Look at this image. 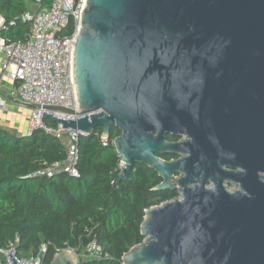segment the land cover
<instances>
[{
	"label": "water",
	"instance_id": "1",
	"mask_svg": "<svg viewBox=\"0 0 264 264\" xmlns=\"http://www.w3.org/2000/svg\"><path fill=\"white\" fill-rule=\"evenodd\" d=\"M71 65L76 110L20 102L2 86L0 94L83 136L101 128L107 139L117 128L116 185L136 164L161 179L153 191L180 185V198L145 211L144 239L122 264H264V0H85ZM165 131L196 138L197 167L155 155L178 147L164 143ZM236 133L245 193L205 189ZM77 263L66 249L50 264Z\"/></svg>",
	"mask_w": 264,
	"mask_h": 264
},
{
	"label": "trees",
	"instance_id": "2",
	"mask_svg": "<svg viewBox=\"0 0 264 264\" xmlns=\"http://www.w3.org/2000/svg\"><path fill=\"white\" fill-rule=\"evenodd\" d=\"M36 0H0L3 25L0 35L12 42L24 41L30 24L22 16ZM52 0H40L48 9ZM78 2V0H74ZM72 32V24L63 34ZM48 127H56L45 119ZM102 129L80 136L78 178L67 174L31 177L64 158L61 142L43 130L17 136L0 127V249L13 245L18 259L35 254L48 244L43 264H50L56 250L73 249L80 254L91 241L109 258L77 264H122V256L144 237L140 226L145 211L177 197L175 191H153L161 179L144 165L118 185L116 169L120 158L113 140L120 135L111 128L101 139ZM0 261L4 257L0 254Z\"/></svg>",
	"mask_w": 264,
	"mask_h": 264
},
{
	"label": "built area",
	"instance_id": "3",
	"mask_svg": "<svg viewBox=\"0 0 264 264\" xmlns=\"http://www.w3.org/2000/svg\"><path fill=\"white\" fill-rule=\"evenodd\" d=\"M85 0H52L48 9H42L40 0H36L31 11L22 16V20L30 24L29 33L24 41L12 42L0 35V86L8 81L7 92L17 101L37 104L40 106H61L76 110V94L72 78V50L80 28V13ZM72 24V32L63 34ZM3 19L0 17V30ZM3 87V86H2ZM5 101H0V109H5ZM44 110L32 109L27 115V130H43L53 136L63 145V160L39 170L31 177H52L57 174H67L78 178L77 163L79 161L78 142L81 132L63 129L61 125L51 128L45 124L42 117ZM55 118L75 120V116L51 113ZM45 125V126H44ZM103 141L106 139L101 138ZM119 161L117 175L121 172ZM48 244L42 243L37 252L28 258L18 259L14 246L1 250L4 262L11 264L9 255L16 258L18 264H43ZM78 258L87 260H104L109 255L103 248L91 241L80 254L73 249H67ZM62 250H56V253Z\"/></svg>",
	"mask_w": 264,
	"mask_h": 264
},
{
	"label": "flooded vegetation",
	"instance_id": "4",
	"mask_svg": "<svg viewBox=\"0 0 264 264\" xmlns=\"http://www.w3.org/2000/svg\"><path fill=\"white\" fill-rule=\"evenodd\" d=\"M237 136L227 146L225 157H216L215 166L217 172V178L209 177L204 178L205 189H215L222 187L227 193L232 194L235 192L245 193L242 187L245 173V166L242 163V159L245 154V147L242 140V135L236 133ZM165 144H178V147L174 150L166 149L162 153L155 154L160 160L165 162L182 160L186 161V164L192 168L197 167L198 160L195 156L196 138L184 131L176 132L175 134L165 131L162 135ZM240 159H237V157ZM226 173V175H225ZM261 175V172H258ZM185 177V172L180 171L177 174L171 176V182L175 184V180H181ZM199 179L193 178L188 184L192 186L199 185ZM179 184H175L177 197L180 198L181 193L178 191ZM184 186V185H183ZM244 186V184H243ZM174 198V199H175Z\"/></svg>",
	"mask_w": 264,
	"mask_h": 264
},
{
	"label": "crops",
	"instance_id": "5",
	"mask_svg": "<svg viewBox=\"0 0 264 264\" xmlns=\"http://www.w3.org/2000/svg\"><path fill=\"white\" fill-rule=\"evenodd\" d=\"M3 62L2 56H0V64ZM4 82L2 84L3 88L7 90L8 88V81L3 80ZM4 100L5 101V106L6 108L0 109V127L8 130L9 132L17 135V136H25L28 135V130H27V115L29 112H26L24 115H20V113L16 112L14 110V106L8 104V102H12L7 100L5 97H3L0 94V101ZM14 103V102H12ZM16 104V103H15Z\"/></svg>",
	"mask_w": 264,
	"mask_h": 264
},
{
	"label": "rangeland",
	"instance_id": "6",
	"mask_svg": "<svg viewBox=\"0 0 264 264\" xmlns=\"http://www.w3.org/2000/svg\"><path fill=\"white\" fill-rule=\"evenodd\" d=\"M8 104L13 105L14 110H16V112L20 113V115H24L26 112H29V109L23 108L22 106L12 103V102H8ZM76 259L78 261V257L76 256Z\"/></svg>",
	"mask_w": 264,
	"mask_h": 264
}]
</instances>
